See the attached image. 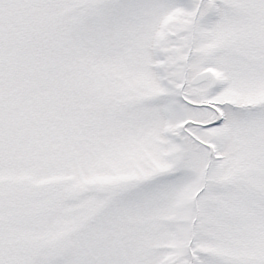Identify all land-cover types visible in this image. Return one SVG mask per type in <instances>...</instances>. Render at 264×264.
Segmentation results:
<instances>
[{
  "label": "snow or ice",
  "instance_id": "obj_1",
  "mask_svg": "<svg viewBox=\"0 0 264 264\" xmlns=\"http://www.w3.org/2000/svg\"><path fill=\"white\" fill-rule=\"evenodd\" d=\"M0 264H264V0H0Z\"/></svg>",
  "mask_w": 264,
  "mask_h": 264
}]
</instances>
